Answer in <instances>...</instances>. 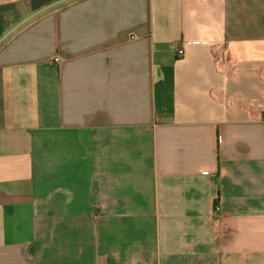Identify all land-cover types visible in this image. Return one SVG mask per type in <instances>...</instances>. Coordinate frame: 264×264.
Wrapping results in <instances>:
<instances>
[{
  "label": "crops",
  "instance_id": "1",
  "mask_svg": "<svg viewBox=\"0 0 264 264\" xmlns=\"http://www.w3.org/2000/svg\"><path fill=\"white\" fill-rule=\"evenodd\" d=\"M0 264H264V0H0Z\"/></svg>",
  "mask_w": 264,
  "mask_h": 264
},
{
  "label": "built area",
  "instance_id": "2",
  "mask_svg": "<svg viewBox=\"0 0 264 264\" xmlns=\"http://www.w3.org/2000/svg\"><path fill=\"white\" fill-rule=\"evenodd\" d=\"M179 54H183V51H179ZM55 61H58L57 59H54ZM215 212L218 214L217 216L220 217L222 214H221V209H220V206L219 205H216L215 206ZM221 218V217H220Z\"/></svg>",
  "mask_w": 264,
  "mask_h": 264
}]
</instances>
